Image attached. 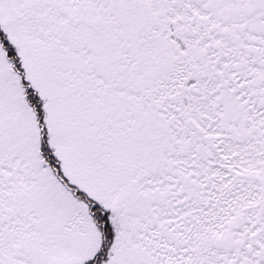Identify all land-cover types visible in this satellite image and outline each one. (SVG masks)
<instances>
[{
    "label": "snow or ice",
    "instance_id": "obj_1",
    "mask_svg": "<svg viewBox=\"0 0 264 264\" xmlns=\"http://www.w3.org/2000/svg\"><path fill=\"white\" fill-rule=\"evenodd\" d=\"M0 264H264V0H0Z\"/></svg>",
    "mask_w": 264,
    "mask_h": 264
}]
</instances>
